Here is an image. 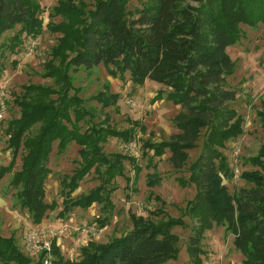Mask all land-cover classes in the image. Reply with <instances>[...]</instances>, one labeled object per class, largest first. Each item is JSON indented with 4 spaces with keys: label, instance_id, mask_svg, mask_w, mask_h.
Masks as SVG:
<instances>
[{
    "label": "trees",
    "instance_id": "1",
    "mask_svg": "<svg viewBox=\"0 0 264 264\" xmlns=\"http://www.w3.org/2000/svg\"><path fill=\"white\" fill-rule=\"evenodd\" d=\"M128 1L94 0L91 5L85 0H59L49 11L46 27L60 36L42 76L52 78L54 84L25 85V95L16 99L21 114L8 123L13 154L8 165H0V181L14 171L21 156V168L14 171L10 184L32 222L42 223L58 205L46 201L45 187L52 172L49 160L54 143L62 152L75 142L80 146L79 165L61 179L60 215L94 203L115 208L114 180L125 177L126 162L136 175L142 167L133 155L105 154L104 144L110 137L129 143L136 130L144 127L129 118L131 126L124 130L94 120L100 112L85 106L81 88L74 86L70 71L91 70L103 64L112 77L124 79L129 74L136 85L149 79L167 86V98L181 107L174 118L179 132L160 143L144 141V155L152 150L153 156H162L169 150V160L180 169L188 163V151L198 146L204 134L201 152L189 166L188 182L195 186L196 195L186 207L187 214L196 220L187 246L195 264H204L206 231L224 224L244 255L241 264H264V148L252 158L261 172L243 173L252 186L231 195L222 184V176L233 175L222 148L243 132L242 116L229 105L237 92L228 87L227 78L234 74L236 63L227 49L242 38L243 24L253 28L264 24V0H143L142 7L133 11L128 9ZM43 11L40 0H0V38L20 27L3 48L15 52L23 42L21 34L41 35ZM57 17L61 18L58 22L54 21ZM1 64L0 60V74ZM119 99L120 93L112 92L110 84L91 96L102 109L116 107ZM259 116L264 126V111ZM151 166L156 169V164ZM93 169L99 172L101 183L86 194L74 196ZM153 178V184L160 182L157 174ZM131 218V230L105 243L90 240L81 247L76 260L65 258L54 241V264H164L177 258L180 236L173 230L188 227L183 216L168 215L157 221L134 214ZM106 224V219L100 220L101 228ZM0 264L33 261L11 234L0 235Z\"/></svg>",
    "mask_w": 264,
    "mask_h": 264
},
{
    "label": "rangeland",
    "instance_id": "2",
    "mask_svg": "<svg viewBox=\"0 0 264 264\" xmlns=\"http://www.w3.org/2000/svg\"><path fill=\"white\" fill-rule=\"evenodd\" d=\"M59 0H40L44 9V31L38 37H29L21 34L22 44L13 52L3 48L15 38L20 30L19 26L6 31L0 38V91L5 93V108L0 107V165H8L12 160V149L9 148L10 135L7 133L8 123L20 117L21 108L16 99L25 95L24 86L28 84H41L52 86V78L42 76L45 62L50 58L52 47L56 44L60 34L52 33L46 27L49 22V11ZM93 5L94 0H85ZM128 9L135 10L142 7L143 0H129ZM57 17L54 21L58 22ZM242 38L236 44L228 47V53L236 63L233 75L227 78L228 87L236 90V99L229 103L230 107L237 110L243 118V132L241 135L226 142L223 153L226 155L230 177L222 176V184L233 195L241 188L252 186L243 177L245 172H261V168L252 162V158L259 156L264 148V126L261 124L259 112L264 111V24L250 27L243 24ZM35 43L31 48L28 43ZM75 87L81 88L80 95L85 100L87 108H96L99 115L95 121H106V124L118 130L131 126L128 118L138 120L143 129H137L134 139L125 143L110 137L104 144V152L109 155L113 152L136 157L142 171L136 175L133 167L126 162L125 177H117L114 185L117 188L112 194L114 209L103 207L98 203L88 208H75L66 215H60L63 197L61 179L64 175L72 174L79 165L80 146L75 142L58 152L57 142L49 160L51 174L46 180V201L57 202L55 210L49 211L45 217V224L33 223L26 209L20 207L16 189L10 184L13 173L22 165L21 156L17 159L13 172L4 176L0 181V235L14 234L21 245L23 252L24 239L27 231L32 227L44 228L50 234L49 240L55 241L62 254L68 259L80 258L81 247L86 245L85 237L79 231L84 225H94L98 234L91 240L105 243L114 237L120 236L133 227L131 215L142 216L147 220L157 221L166 216H183L188 227H175L173 232L180 236V253L175 259H170L164 264H195L187 250L189 236L193 232L196 220L187 214L186 207L196 195V188L188 182L190 177V164L198 157L204 141V134L198 146L189 150L188 163L177 169L169 160L171 152L166 151L162 156H153L143 153L144 141L160 143L169 140L171 135L178 133L174 118L180 111V105L167 98L170 88L153 80H146L142 85L133 84L129 74L124 79L112 77L106 67L100 64L91 70L80 68L70 71ZM105 84H110L112 92L120 93L116 107L102 109V106L91 96L103 89ZM164 94L161 95L160 92ZM38 126L32 133L36 132ZM205 133V131H203ZM22 152L23 149L21 150ZM153 157L150 165L149 158ZM104 166L99 168L103 171ZM153 174V175H151ZM160 179L158 184L154 178ZM129 179L130 183L127 182ZM101 183L99 172L93 169L80 183L74 196L88 193L92 188ZM106 219L107 224L101 228L100 220ZM202 255L204 264H241L244 255L234 245V235L227 229V225L214 226L206 231L203 240ZM33 264H42L41 259L29 256ZM43 257V256H42ZM41 257V258H42ZM55 259V257H54ZM54 264V261H53Z\"/></svg>",
    "mask_w": 264,
    "mask_h": 264
},
{
    "label": "built area",
    "instance_id": "3",
    "mask_svg": "<svg viewBox=\"0 0 264 264\" xmlns=\"http://www.w3.org/2000/svg\"><path fill=\"white\" fill-rule=\"evenodd\" d=\"M31 48L35 43H28ZM5 93L0 91V107L5 108L4 101ZM81 235L85 237V242L88 243L92 238L98 234V228L94 225H84L79 229ZM50 234L44 228L32 227L30 228L24 239V249L29 256L42 260V264H53L54 254L52 252V241L49 240ZM43 256V257H42ZM42 257V258H41Z\"/></svg>",
    "mask_w": 264,
    "mask_h": 264
},
{
    "label": "crops",
    "instance_id": "4",
    "mask_svg": "<svg viewBox=\"0 0 264 264\" xmlns=\"http://www.w3.org/2000/svg\"><path fill=\"white\" fill-rule=\"evenodd\" d=\"M45 218L43 219L42 223H40V225H44L45 224ZM24 244V243H23Z\"/></svg>",
    "mask_w": 264,
    "mask_h": 264
}]
</instances>
